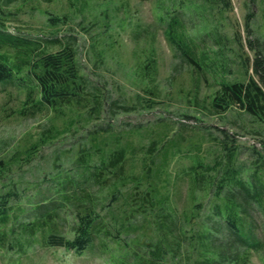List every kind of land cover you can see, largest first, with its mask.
Instances as JSON below:
<instances>
[{"label": "rangeland", "instance_id": "obj_1", "mask_svg": "<svg viewBox=\"0 0 264 264\" xmlns=\"http://www.w3.org/2000/svg\"><path fill=\"white\" fill-rule=\"evenodd\" d=\"M229 1L230 8L225 9L221 0H84L82 12H77L69 11L66 0H1L4 12L15 14L7 21V30L14 35L41 43L39 49L56 51L65 43L74 48L79 73L103 106L92 119L86 117V108L71 107L60 115L44 107L22 117L18 111L26 87L34 82L22 74L19 81L0 84V160L37 142L47 130L51 137L36 149L35 159L21 171H12L17 196L10 200L14 214L0 226L6 234L0 243V264H110L111 257L112 264H134L160 234L146 223L136 203L130 205L135 191L138 197L152 193L180 217L193 215L204 221L211 213L214 186L193 183L190 169L197 163L213 167L210 173L217 179L226 171L235 172L248 186L255 170L264 182V124L236 107L220 113L211 109L220 85L258 79L251 68L247 73L241 67L242 58L250 57L252 64L258 52L264 60V0ZM166 10L182 22L200 68L188 64L165 39L168 18L160 17ZM50 13L67 14V24L55 36L47 25ZM54 38L59 43L47 41ZM91 143L104 151L110 146L125 149L122 181L109 176L108 182L93 184L87 170L100 161ZM151 144L155 152L149 155ZM78 154L91 157L79 162ZM70 179L79 183L88 179L93 199L101 203L95 208L99 218L111 213L130 225L129 230H121L117 239L96 238L92 247L77 255L45 246L38 228L34 235L25 234L31 244L19 251L9 229L18 234L21 223L36 221L39 212L34 209L42 199L61 205L62 195L71 193L70 186L64 188ZM228 188L235 192L239 186ZM198 203L201 208L195 207ZM70 211L57 208L54 223L61 234L74 224ZM248 214L255 219L254 236L264 243L263 214L256 206L248 207ZM186 229L190 234L195 226ZM218 238L226 241L224 234ZM249 264H264V247L251 255Z\"/></svg>", "mask_w": 264, "mask_h": 264}, {"label": "trees", "instance_id": "obj_2", "mask_svg": "<svg viewBox=\"0 0 264 264\" xmlns=\"http://www.w3.org/2000/svg\"><path fill=\"white\" fill-rule=\"evenodd\" d=\"M54 1L56 0H39L42 3ZM66 1H68L69 11L82 12L85 6L84 0ZM221 4L225 9L230 8L229 0H221ZM13 15L15 14L11 11L4 12L0 0V84L12 82L14 79L19 81L22 74H26L34 82L32 86L26 87V98L18 115L23 117L30 111H33V114L44 107L60 115L64 112L63 109L71 107V110L76 108L78 111L86 108V117L92 119L96 112H100L103 103L96 95L90 94L86 87L85 79L79 73L74 48L65 43L61 44L56 51L39 49L41 43L14 35L7 30V21ZM160 18H168L163 30L167 42L188 64L200 68L195 51L192 50L193 43L192 41L188 43L186 40L187 34L178 16L171 15V11L166 10V15L163 12ZM66 22L67 14L50 13L47 25L52 31V36H55L58 28L66 25ZM237 40L242 46L241 49H244L240 37H237ZM47 41L59 43L57 38ZM248 46L254 53L253 44L250 41ZM240 65L247 73L251 68L258 79L248 77L246 82L234 81L220 85L211 99V109L220 113L236 107L264 124V60L256 52L252 64L250 57L246 56L242 58ZM220 67L223 68V65ZM105 131L112 133L110 129ZM48 133L49 130L40 134L37 142H31L22 149L23 151L18 149L6 160H0V226L5 225L14 214L10 200L17 196V184L11 177L12 171H21V168L35 159L36 149L46 145L51 139ZM110 138L112 142L113 137ZM89 146L97 151L100 161L99 165L87 170L93 184L100 185L108 182L109 176L112 181L113 177L117 179L116 182L121 180V171L126 157L125 149L110 146L104 151L96 144L91 143ZM154 152V144H151L148 147V154L151 155ZM86 155L91 157L89 154ZM86 155L80 157L78 154V161L87 162ZM212 170L213 167H203L201 163H197L190 169L193 174V183L201 184L202 187L212 184L214 186L213 205L209 209L211 213L204 221L201 219L198 221L193 215L178 216L174 207L171 208L164 201H156L150 195L152 193L148 191L139 197L135 196L137 191L134 196L132 194L130 201L133 204L130 205L136 203L137 210L146 223L153 224L156 231L160 232L157 242L150 247L145 256H137L134 264H164L166 260L172 261L171 264H175L176 260H181L184 264H249L251 255L261 252L264 243L253 234L256 223L255 219L248 214V207L256 206L264 216V182L255 170L248 186L237 179L235 172L226 171L217 179L216 174L211 175ZM91 185L88 179L80 183L70 179L65 182L64 188L70 186L71 193L65 192L62 195L61 205L57 206L49 199H42L34 209L39 212L36 221L21 223L24 225L18 234L13 228L9 229L8 234L12 236L18 250L23 251V247L31 244L25 234L34 235L38 228L42 232V242L45 246L63 248L77 255L92 247L96 238L102 236L104 239H117L121 230H129L130 225L123 224L122 219L113 217L111 213L99 218L95 208L101 203L93 199V192L88 189ZM233 185L239 186L235 192L233 189H227ZM110 190L112 204L113 182L110 184ZM59 206L66 207L67 210H71L69 214H73L74 224L67 232L71 236L67 233L61 234L57 224L54 223ZM195 207L202 206L198 203ZM154 209L157 212L152 215L151 212ZM19 217V215L15 217L18 222ZM188 226H195L190 234H187ZM220 234L226 237L225 242L219 240ZM5 237L6 234L0 232V243ZM102 245L106 246L104 242ZM229 251L232 253L230 254ZM110 260L113 263L112 257ZM117 263L130 264L123 261Z\"/></svg>", "mask_w": 264, "mask_h": 264}]
</instances>
